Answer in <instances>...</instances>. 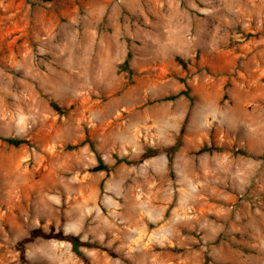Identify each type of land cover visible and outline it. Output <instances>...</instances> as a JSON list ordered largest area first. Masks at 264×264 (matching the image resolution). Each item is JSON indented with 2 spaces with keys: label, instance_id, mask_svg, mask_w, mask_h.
I'll use <instances>...</instances> for the list:
<instances>
[{
  "label": "rangeland",
  "instance_id": "rangeland-1",
  "mask_svg": "<svg viewBox=\"0 0 264 264\" xmlns=\"http://www.w3.org/2000/svg\"><path fill=\"white\" fill-rule=\"evenodd\" d=\"M60 229L91 264H264V0H0V264Z\"/></svg>",
  "mask_w": 264,
  "mask_h": 264
},
{
  "label": "trees",
  "instance_id": "trees-1",
  "mask_svg": "<svg viewBox=\"0 0 264 264\" xmlns=\"http://www.w3.org/2000/svg\"><path fill=\"white\" fill-rule=\"evenodd\" d=\"M46 1H53V0H46ZM130 55L126 56V59L123 62V66L128 68V61H129ZM182 95L185 97L189 98L188 92H181ZM184 125L181 128L180 134L178 135L176 142L174 145L169 146V147H160V148H154V147H145L141 155L138 157V161L142 162L145 161L149 158L155 157L159 154H164L167 159V166L168 169H172V163L174 159L175 152L181 145V133L183 131ZM7 144L13 146V147H19L22 145L27 144V141L23 139H17V138H7L3 140ZM88 144L90 146V149L95 153L96 155V161L97 164L94 166L92 169H90V172L92 173H97V172H105L109 173L112 169L113 166L107 165L104 163L102 158L99 156L97 153L93 143L91 141H88ZM67 148H71L70 146H67ZM206 151L205 149H200L199 152H204ZM207 151L211 152V149H208ZM126 163L129 164L128 161L126 160H117L115 164L119 163ZM41 237L46 240H54L58 242H66L71 246L72 252L75 254V256L80 260L81 264H91L90 259L83 253L81 248H90L94 250H98L100 252L106 253L110 257L117 258V254L114 253L112 250L99 245L97 243H88V242H83L81 241L77 236L73 234H65L61 229L54 232H49V233H36V234H31L27 235L25 238H23L21 241H19L16 245V250L18 253V261L20 264H29L26 256H25V246L28 243H31L35 238Z\"/></svg>",
  "mask_w": 264,
  "mask_h": 264
},
{
  "label": "crops",
  "instance_id": "crops-1",
  "mask_svg": "<svg viewBox=\"0 0 264 264\" xmlns=\"http://www.w3.org/2000/svg\"><path fill=\"white\" fill-rule=\"evenodd\" d=\"M229 255H230V254H229ZM229 255H227V264L230 262V261H229V257H228ZM262 264H263V263H262Z\"/></svg>",
  "mask_w": 264,
  "mask_h": 264
}]
</instances>
